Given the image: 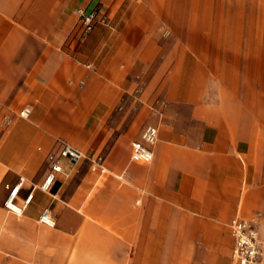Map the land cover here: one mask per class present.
<instances>
[{
  "label": "crops",
  "instance_id": "crops-1",
  "mask_svg": "<svg viewBox=\"0 0 264 264\" xmlns=\"http://www.w3.org/2000/svg\"><path fill=\"white\" fill-rule=\"evenodd\" d=\"M62 140L106 171L65 159L45 192ZM235 218L264 252V0H0V264H236Z\"/></svg>",
  "mask_w": 264,
  "mask_h": 264
},
{
  "label": "built area",
  "instance_id": "built-area-1",
  "mask_svg": "<svg viewBox=\"0 0 264 264\" xmlns=\"http://www.w3.org/2000/svg\"><path fill=\"white\" fill-rule=\"evenodd\" d=\"M79 28L82 37L88 35L98 24H107V15L101 12L98 7L78 10ZM30 107H25L21 112L22 116H28ZM159 138V130L153 125L146 126L141 133V137L134 143L135 154L144 159H150L153 155V148ZM69 160L72 164H77L83 160H89L91 168L95 171L105 172L104 159L99 156H88L83 151L77 149L67 141H60L58 149L48 155L49 168L39 189L51 192L58 180L59 174L63 171V160ZM24 179L20 178L14 185H6L9 190L5 201V208L15 214H23L33 203L35 190L20 199L21 189ZM39 222L49 227H55L57 221L50 207L42 210ZM232 234L235 239L233 259L236 264H264V252L260 247V238L255 226L242 218H235L231 222Z\"/></svg>",
  "mask_w": 264,
  "mask_h": 264
},
{
  "label": "rangeland",
  "instance_id": "rangeland-1",
  "mask_svg": "<svg viewBox=\"0 0 264 264\" xmlns=\"http://www.w3.org/2000/svg\"><path fill=\"white\" fill-rule=\"evenodd\" d=\"M134 112H135V110H134ZM130 116H133V113H132ZM89 163H90V161H89ZM88 165H89L88 162H87V163H84V164H82V165H78V166L75 168L77 174H80L81 172L86 171V170L88 169V167H89ZM79 172H80V173H79ZM4 205H5V204H4ZM56 216H57V220H58V218H59V214H56ZM57 226H58V225H57Z\"/></svg>",
  "mask_w": 264,
  "mask_h": 264
}]
</instances>
